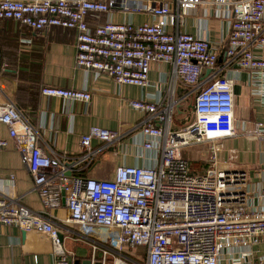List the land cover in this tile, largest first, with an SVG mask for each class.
I'll return each mask as SVG.
<instances>
[{"label":"built area","instance_id":"2783aa9c","mask_svg":"<svg viewBox=\"0 0 264 264\" xmlns=\"http://www.w3.org/2000/svg\"><path fill=\"white\" fill-rule=\"evenodd\" d=\"M200 1L0 0V20H12L33 30L50 26L75 29V64L87 73H106L119 84L145 87L150 83L152 63L173 66L166 98L130 100L133 108L147 114L141 129L143 145L158 156L152 158L151 165L118 166L111 178L82 176L72 170L101 152V148H92L94 139L106 145L114 143L121 137L118 130L95 128L83 134L77 156L50 155L40 146L39 132L29 117L12 100L0 103V123L8 127L16 150L23 156L46 212L57 205L65 191L69 221L82 234L104 235L108 244L101 249L102 264L113 252L121 254L137 247L144 249V264H240L251 255L249 251L239 253L240 249H250L264 238V208L250 207L248 193L242 189L248 183L247 171L221 165V147L216 143L236 134L231 69L236 66L249 71L253 80L264 81V55L254 53V47L264 48V0H214L226 6L232 18L222 67L209 38L167 30L168 24L181 22ZM172 3H176L175 8ZM113 8L151 11L156 21L135 24L106 19L94 27L88 22L89 14L108 15ZM179 84L188 91L176 99ZM41 93L72 101L91 99L87 89L46 85ZM183 100L192 104L193 116L175 129V109ZM206 142L214 144L208 167L195 173L183 157L184 148ZM8 144L0 139V147ZM10 180L14 182L15 174ZM46 212L11 204L0 196V225L47 234L53 242L54 264H77ZM97 242L93 244L94 263ZM118 261L129 264L127 257H115L114 264ZM259 264H264V257Z\"/></svg>","mask_w":264,"mask_h":264},{"label":"crops","instance_id":"0c3cea01","mask_svg":"<svg viewBox=\"0 0 264 264\" xmlns=\"http://www.w3.org/2000/svg\"><path fill=\"white\" fill-rule=\"evenodd\" d=\"M160 4L168 0H137ZM176 7V3H172ZM230 9V8H229ZM92 27L106 19L115 22L132 21L135 24L154 22L151 11H126L113 8L108 15H88ZM231 16L226 6L214 0H201L191 7L181 22L168 24L169 31H183L207 37L219 56L222 67L227 55ZM77 32L75 29L50 26L33 30L12 20H0V103L12 100L29 117L39 132V144L50 155L77 156L80 138L95 128L118 130V141L106 145L94 139L92 148L102 149L91 161L74 167L73 174L95 178H111L118 166L153 164L158 152L144 147L141 133L147 114L133 108L130 100L158 101L167 97L170 90L172 64L154 62L149 71V85L119 84L106 73H87L75 64ZM254 53L264 55V48L254 47ZM3 63L7 64L2 66ZM235 79V130L236 134L221 140L219 161L232 170L247 171L248 183L242 189L248 193L250 207L264 208V81L251 78L247 70L234 66L229 72ZM87 89L89 102L48 97L41 93L43 86ZM188 88L179 84L174 96L181 99ZM193 116L189 100L175 109V129L184 126ZM259 131L253 135L252 131ZM0 139L8 140L0 147V196L11 204H19L35 212H46L31 173L23 156L16 150L8 127L0 123ZM201 145V144H198ZM186 158V157H185ZM195 173L208 167L186 158ZM15 174V180H10ZM59 178H57L58 183ZM66 193H61L57 205L50 207L46 217L59 229L65 249L78 264H89L93 257V244H103L104 235H85L69 221ZM250 257L240 264H259L264 257V238L250 249ZM239 253L236 256H239ZM118 259H124L117 254ZM105 264H114L113 259ZM53 242L42 232H24L16 226L0 225V264H54ZM102 261L98 253L95 263Z\"/></svg>","mask_w":264,"mask_h":264},{"label":"rangeland","instance_id":"374dc122","mask_svg":"<svg viewBox=\"0 0 264 264\" xmlns=\"http://www.w3.org/2000/svg\"><path fill=\"white\" fill-rule=\"evenodd\" d=\"M217 145L221 147V140H218ZM213 142H206L201 145H191L184 148L183 157L188 158L190 161H193L196 164L206 165L210 161V155L213 148ZM99 247L98 256H101V249L104 248V244L97 242ZM108 244V243H106ZM118 252H113L110 260L118 257ZM121 255L127 257L129 264H144L146 260V255L142 247L137 248H127L121 252ZM126 259V258H125Z\"/></svg>","mask_w":264,"mask_h":264},{"label":"water","instance_id":"95a60500","mask_svg":"<svg viewBox=\"0 0 264 264\" xmlns=\"http://www.w3.org/2000/svg\"><path fill=\"white\" fill-rule=\"evenodd\" d=\"M60 238H61V235H60ZM77 264H78V262H77ZM89 264H92L91 261L89 262ZM96 264H102V262L99 261Z\"/></svg>","mask_w":264,"mask_h":264},{"label":"bare ground","instance_id":"6f19581e","mask_svg":"<svg viewBox=\"0 0 264 264\" xmlns=\"http://www.w3.org/2000/svg\"><path fill=\"white\" fill-rule=\"evenodd\" d=\"M117 264H122V263L120 261H118Z\"/></svg>","mask_w":264,"mask_h":264}]
</instances>
